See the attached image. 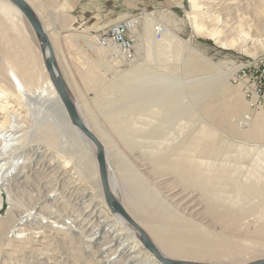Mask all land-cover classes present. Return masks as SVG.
Instances as JSON below:
<instances>
[{
	"label": "bare ground",
	"instance_id": "obj_1",
	"mask_svg": "<svg viewBox=\"0 0 264 264\" xmlns=\"http://www.w3.org/2000/svg\"><path fill=\"white\" fill-rule=\"evenodd\" d=\"M48 2L30 6L37 12L50 9ZM50 14L58 17L59 11L52 7ZM187 16L194 33L223 48L240 49L253 30L264 26V0H190ZM0 21V208L2 191L9 205L0 219V264H161L142 247L135 231L107 208L94 148L70 123L40 63L39 46L33 48L18 25H25L34 37L28 22L8 0H0ZM142 22L136 50L144 54L145 64L129 63L134 66L119 95L96 105L98 113L68 82L81 100L76 99V105L84 113L82 119L104 148L111 191L117 198L118 189L122 207L170 260H263L264 122L244 118L243 103L232 100L215 77L218 67L166 26L156 40L157 24L147 16ZM235 34L242 38L234 39ZM79 37L67 36L65 43L76 48ZM82 41L92 46L86 53L89 79L84 85L97 92L103 82L95 72L98 57L108 53L116 61V53L100 48L93 38ZM260 50L254 56L264 47ZM152 56L160 62L156 66L151 65ZM169 59L178 65H170ZM176 71L203 77L182 87ZM123 150L143 155L153 176H171L181 191L197 192L210 226L179 213ZM41 158L54 159L56 165L45 167ZM30 184L37 186L35 196L26 193ZM19 194L29 195L26 200L32 203L23 212L24 204L13 199ZM64 201L78 211L74 221L67 217L62 222L61 214H52ZM96 205L100 207L94 209ZM47 207L50 212L44 214L41 210ZM91 207L94 217L86 215ZM27 219L30 226L24 223Z\"/></svg>",
	"mask_w": 264,
	"mask_h": 264
},
{
	"label": "rangeland",
	"instance_id": "obj_2",
	"mask_svg": "<svg viewBox=\"0 0 264 264\" xmlns=\"http://www.w3.org/2000/svg\"><path fill=\"white\" fill-rule=\"evenodd\" d=\"M49 1L55 2L54 0H49ZM189 10H190V0H155V6L153 9L142 10V11L145 13L143 15V18L147 16V18H149L151 22L155 24L160 23L163 26H166V28H168L177 37L178 40H180L181 42H187L188 48L194 50L198 55H200L205 60L209 61V63L215 65L216 67L220 69L221 72L219 71L218 74H215L216 75L215 77L218 76L217 78H219L222 81L223 85H225L224 87L227 90L229 89L228 92L232 100L236 99L243 103L245 112L247 114L244 116V118L249 115L252 117L251 119L257 118V119H260V121L264 122V107H257V108L251 107L248 99H246L245 94L243 93L244 92L243 89L238 84H235L232 82V76L236 68L241 63H245L247 61H250L252 59H255L257 57L264 55V52H263V53L258 54L257 56H254L255 53L261 52L260 50L261 47H264V26H260L258 29L253 30L246 44L243 47H240V49L223 48L220 45H218L215 41L211 40L210 38L205 37V36H200L192 31V25L187 16V12H189ZM142 24L143 22L141 23L140 27L137 29L134 35V43H135L136 49L139 48L138 46L141 44V40L139 38L138 32L140 31ZM18 25L22 33L25 36H27V38L31 42L33 48H36L34 46L36 45L38 46V43L36 39H34L35 36L33 37L32 34L29 33L25 25L21 23L20 24L18 23ZM72 35H76L78 37L80 36L78 39L79 46L78 47L75 46L76 48H74V46H69L65 43L64 39L67 36L59 37V39L57 40H54L51 38L53 48H54V53L56 56V61L58 64V68L61 74L63 75L66 83L69 82L73 85L75 84L80 89L81 94L83 95L89 107H92L94 109L96 105H100V104L105 105L109 101V98L115 99L119 95L117 90L120 86H122V83H124V81L126 80V77H127L126 75H129L134 65L132 64L126 65L121 62L110 60L108 53L105 55L102 54L100 58L97 56L99 64L97 65V69L95 70V72L100 77L102 76L101 78L103 79V82L100 85L97 92L88 90L84 85V81L89 79V77H86L89 75V72H88L87 66L84 64L88 62L87 57H86L88 54L86 53L92 52V48H91L92 46L90 44L88 45V44L83 43L82 38L90 39L91 37L89 38V36L84 35L83 33H79V32L73 33ZM68 36H70V34H68ZM232 37H234V39L242 38L240 35H236V34L233 35ZM156 40H160V39H157L156 37ZM78 48H79V51L81 50L82 51L78 52ZM81 48H83L84 50ZM82 52L84 53V55H82L83 54ZM82 56L85 58H82ZM135 58L136 59H134L133 61L135 62V65L145 64V58H144L143 53L140 54L136 50ZM40 60H41L40 63H42L41 57H40ZM155 60H156L155 56H152V61H151V65L153 64L152 66H154V64L156 66L157 64L160 63L157 60L156 61ZM168 63L173 66H175L176 64L178 65V62L175 63V61H173L172 59H169ZM176 74H178L177 76L181 80V82H179L180 80L178 81L179 82L178 84L182 87L189 86L192 83L193 78L194 79L196 78L195 80H193L194 82V81L201 80L203 77V76L189 77L185 75L184 77L183 75H181V71H176ZM144 79L146 78L144 77ZM130 86L133 88L134 84L128 85V87ZM71 94L74 97V99L80 100V98L78 97L76 93L74 94L71 93ZM263 104L264 103L262 102V105ZM94 111L96 112L97 109L96 110L94 109ZM79 112L81 115L84 114L80 110ZM98 112L99 111H97L96 113ZM101 125L102 127H106L105 122L103 121H101ZM145 150L146 148L143 149V151ZM123 153L131 161V163L135 166V168L139 171V173L142 174L150 182L152 186H155L158 189L162 198L166 199L167 201L169 199L168 202L171 203V205L179 213L183 214L184 216L188 218H191L195 222L201 223L204 226H210L208 219L204 218V214H203L204 207L200 203L199 194L197 192L181 191L182 189H180L181 188L180 186L179 188L177 187V184H172L171 176H163L159 178L153 176L150 173L151 167L146 163L143 155H141L139 158V156L137 157V154L135 152L132 154L129 152H125L123 150ZM41 160L43 161L41 162L45 165V167H48L50 163L52 166H54V163L56 165V160L54 159L51 161V160H46L44 158L43 159L41 158ZM35 184L28 185L29 187L26 188L28 191L26 192L25 190V192L26 193L31 192V195L33 194V196H35L34 194H36L38 190L37 186L34 187ZM32 189H34V191H31ZM114 192L116 193L118 200H120V194L118 192V189L114 188ZM28 196L29 195H25V194L24 195L19 194V195L14 196L15 198L13 199L15 202L18 199L17 202L21 201L20 203L22 205L23 204L25 205V206L24 205L22 206L20 212H23V210L25 211L28 207H30L29 205L32 204L31 202H28V200H26L28 199ZM1 197L3 201H2V207L0 208V219L5 217L6 211L9 207L7 203V195L5 194V192L2 191ZM95 204H97V202ZM94 207L99 208L100 206L96 205V206H93V208ZM71 208L72 207L69 206L66 201H64V203H61L60 206L58 207L56 206V208L53 207L51 209L53 211L51 212L54 216H57V217H59L58 215L61 214L62 222H66L68 220V219L66 220L67 217L72 219V221H74L75 219H77L79 213L78 211L71 210ZM93 208L91 207V209L88 210L86 215H89V217H91L92 215L91 212ZM41 211H43L44 214H49L50 208L47 207ZM94 216L95 215L93 214L92 217ZM25 221L26 222L24 223H26V225L28 226L31 225L30 219L29 220L27 219Z\"/></svg>",
	"mask_w": 264,
	"mask_h": 264
},
{
	"label": "water",
	"instance_id": "obj_3",
	"mask_svg": "<svg viewBox=\"0 0 264 264\" xmlns=\"http://www.w3.org/2000/svg\"><path fill=\"white\" fill-rule=\"evenodd\" d=\"M8 1H10L21 12V14L24 16L25 20L31 27L39 46L44 69L48 74L62 105L64 106L70 123L84 136V138L90 144H92L94 148L98 176L101 183L104 202L107 208L112 214L121 217L124 222H126L127 225H129L135 231L138 237V241L141 243L142 247L150 254H152L161 264H200L194 262L170 260L164 257L159 252L154 243L150 240V238L144 233V231L136 224V222L122 207L121 203L114 196L113 192L110 189V184L108 180V168L104 155V148L102 147L98 139L92 134V132L89 130L86 123L82 119L74 97L72 96L68 87V84L66 83L64 77L62 76L58 68L54 49L47 33L42 27L38 16L25 0ZM249 264H264V259Z\"/></svg>",
	"mask_w": 264,
	"mask_h": 264
},
{
	"label": "crops",
	"instance_id": "obj_4",
	"mask_svg": "<svg viewBox=\"0 0 264 264\" xmlns=\"http://www.w3.org/2000/svg\"><path fill=\"white\" fill-rule=\"evenodd\" d=\"M29 5L38 0H25ZM49 1V0H48ZM48 2L59 11L58 17L50 14L52 7L35 11L50 42L73 33H83L95 39L108 25L138 11L153 9L155 0H54ZM46 14L48 15L46 17ZM72 33V34H71ZM90 38V39H91ZM65 40V39H64ZM53 47V44H52ZM54 49V48H53ZM63 76V75H62ZM68 84V83H67ZM70 89V87H69ZM72 93V90L70 89ZM76 102V99H74Z\"/></svg>",
	"mask_w": 264,
	"mask_h": 264
},
{
	"label": "built area",
	"instance_id": "obj_5",
	"mask_svg": "<svg viewBox=\"0 0 264 264\" xmlns=\"http://www.w3.org/2000/svg\"><path fill=\"white\" fill-rule=\"evenodd\" d=\"M143 11L130 15L108 25L96 37L97 44L104 50H114V60L124 64L132 63L136 56L134 43L135 31L140 27ZM165 27L158 23L155 36L161 39ZM232 82L238 84L251 107H264V55L241 63L232 76Z\"/></svg>",
	"mask_w": 264,
	"mask_h": 264
}]
</instances>
